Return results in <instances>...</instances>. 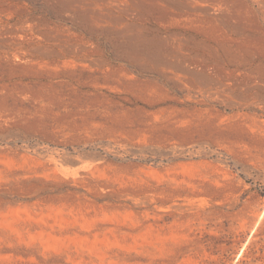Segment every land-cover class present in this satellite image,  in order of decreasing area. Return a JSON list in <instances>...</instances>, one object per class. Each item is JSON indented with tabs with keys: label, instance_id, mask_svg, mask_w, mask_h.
<instances>
[{
	"label": "rangeland",
	"instance_id": "rangeland-1",
	"mask_svg": "<svg viewBox=\"0 0 264 264\" xmlns=\"http://www.w3.org/2000/svg\"><path fill=\"white\" fill-rule=\"evenodd\" d=\"M0 264H264V0H0Z\"/></svg>",
	"mask_w": 264,
	"mask_h": 264
}]
</instances>
